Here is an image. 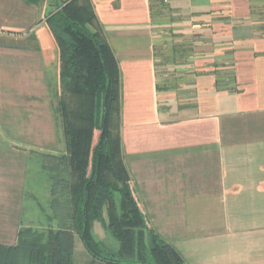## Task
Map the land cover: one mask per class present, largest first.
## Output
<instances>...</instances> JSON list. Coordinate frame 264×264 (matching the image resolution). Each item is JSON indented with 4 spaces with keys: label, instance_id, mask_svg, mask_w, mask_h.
<instances>
[{
    "label": "crops",
    "instance_id": "obj_1",
    "mask_svg": "<svg viewBox=\"0 0 264 264\" xmlns=\"http://www.w3.org/2000/svg\"><path fill=\"white\" fill-rule=\"evenodd\" d=\"M67 1L0 0L2 247L37 202L32 163L64 153L47 20ZM90 3L118 64L122 158L147 223L184 264H264V0ZM72 260L94 264L77 237Z\"/></svg>",
    "mask_w": 264,
    "mask_h": 264
},
{
    "label": "trees",
    "instance_id": "obj_2",
    "mask_svg": "<svg viewBox=\"0 0 264 264\" xmlns=\"http://www.w3.org/2000/svg\"><path fill=\"white\" fill-rule=\"evenodd\" d=\"M47 25L59 51L57 114L64 153L43 155L50 200L47 229L22 228L0 264H73L77 237L93 262L184 264L147 223L122 158L120 73L90 0H69ZM43 211V212H42ZM95 222L118 243L109 249Z\"/></svg>",
    "mask_w": 264,
    "mask_h": 264
},
{
    "label": "rangeland",
    "instance_id": "obj_3",
    "mask_svg": "<svg viewBox=\"0 0 264 264\" xmlns=\"http://www.w3.org/2000/svg\"><path fill=\"white\" fill-rule=\"evenodd\" d=\"M167 54V52H163L162 55ZM163 61H160V63ZM41 163L42 161H37L36 163H32L31 165V173L29 177V186L30 189L33 190L35 193V196L37 197V202H34L33 200H28L26 202V208H25V222L24 227L30 228L31 230H34L36 232H42L47 229V225L45 223V213H49L47 209V187H48V181L46 178V174L44 171L42 172L41 169ZM38 205L42 207L45 211V213H41V211L38 209ZM43 212V211H42ZM100 234L101 232L98 231ZM97 239V238H96ZM98 240V239H97ZM99 241V240H98ZM104 246H107L109 249H116L118 246V243L112 238L111 235L107 234L106 232L101 234L100 241ZM74 264H91L90 262L82 261V262H75ZM94 264H101L100 262H95Z\"/></svg>",
    "mask_w": 264,
    "mask_h": 264
}]
</instances>
